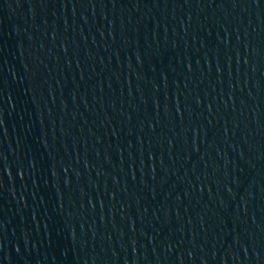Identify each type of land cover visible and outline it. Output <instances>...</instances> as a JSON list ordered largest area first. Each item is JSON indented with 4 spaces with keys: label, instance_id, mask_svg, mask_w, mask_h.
Wrapping results in <instances>:
<instances>
[{
    "label": "water",
    "instance_id": "1",
    "mask_svg": "<svg viewBox=\"0 0 264 264\" xmlns=\"http://www.w3.org/2000/svg\"><path fill=\"white\" fill-rule=\"evenodd\" d=\"M0 264H264V0H0Z\"/></svg>",
    "mask_w": 264,
    "mask_h": 264
}]
</instances>
